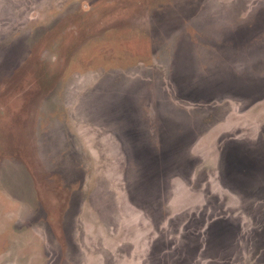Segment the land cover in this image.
Here are the masks:
<instances>
[{
	"label": "rangeland",
	"instance_id": "374dc122",
	"mask_svg": "<svg viewBox=\"0 0 264 264\" xmlns=\"http://www.w3.org/2000/svg\"><path fill=\"white\" fill-rule=\"evenodd\" d=\"M0 264H264V0H0Z\"/></svg>",
	"mask_w": 264,
	"mask_h": 264
}]
</instances>
